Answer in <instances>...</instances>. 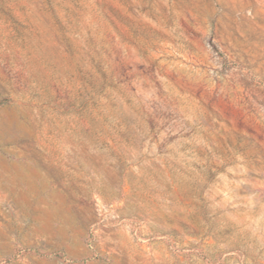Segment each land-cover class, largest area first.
I'll return each mask as SVG.
<instances>
[{
    "label": "rangeland",
    "instance_id": "374dc122",
    "mask_svg": "<svg viewBox=\"0 0 264 264\" xmlns=\"http://www.w3.org/2000/svg\"><path fill=\"white\" fill-rule=\"evenodd\" d=\"M0 264H264V0H0Z\"/></svg>",
    "mask_w": 264,
    "mask_h": 264
}]
</instances>
